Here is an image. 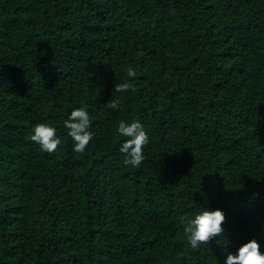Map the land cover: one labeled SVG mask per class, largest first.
I'll return each mask as SVG.
<instances>
[{
  "label": "trees",
  "instance_id": "1",
  "mask_svg": "<svg viewBox=\"0 0 264 264\" xmlns=\"http://www.w3.org/2000/svg\"><path fill=\"white\" fill-rule=\"evenodd\" d=\"M81 105L94 135L75 153L62 122ZM121 119L149 130L138 167ZM37 122L54 151L27 139ZM200 205L224 231L193 249ZM262 222L264 0H0V264H223L264 245Z\"/></svg>",
  "mask_w": 264,
  "mask_h": 264
},
{
  "label": "clouds",
  "instance_id": "2",
  "mask_svg": "<svg viewBox=\"0 0 264 264\" xmlns=\"http://www.w3.org/2000/svg\"><path fill=\"white\" fill-rule=\"evenodd\" d=\"M135 68L129 64L126 68L128 77H135ZM130 81L125 80L114 84L117 92L127 90ZM106 108L117 109L118 99L110 98L103 104ZM63 127L71 141V149L75 153H83L93 138L90 112L83 105L73 107L63 119ZM115 133L123 139L119 142L117 151L123 154L125 166L138 167L145 159V148L149 144V130L140 119H121L115 126ZM45 152H52L61 144L58 127L50 122L34 123L27 137ZM224 211L206 205H200L191 215L182 219L181 227L187 245L193 249L199 248L211 237L219 236L224 231L222 222ZM264 229V222L261 223ZM223 264H264V245L257 236H252L242 242L235 251H224Z\"/></svg>",
  "mask_w": 264,
  "mask_h": 264
}]
</instances>
